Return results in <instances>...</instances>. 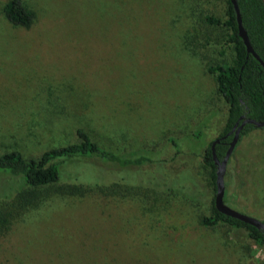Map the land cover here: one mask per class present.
<instances>
[{"label":"rangeland","instance_id":"374dc122","mask_svg":"<svg viewBox=\"0 0 264 264\" xmlns=\"http://www.w3.org/2000/svg\"><path fill=\"white\" fill-rule=\"evenodd\" d=\"M6 1L0 154L37 158L76 142L81 128L116 154L145 153L155 161L145 171L159 161L181 171L168 178L175 186L192 172L201 181L191 196L117 179L105 181L123 183L110 191L83 185L72 195L65 186L76 174L90 183L83 162L39 188L0 176L11 214L0 264H264L246 228L200 223L215 195L203 155L228 110L207 66L233 59L229 30L205 18L224 21L227 0H24L30 27L5 18ZM224 180L226 205L264 221V129L238 140Z\"/></svg>","mask_w":264,"mask_h":264},{"label":"trees","instance_id":"16d2710c","mask_svg":"<svg viewBox=\"0 0 264 264\" xmlns=\"http://www.w3.org/2000/svg\"><path fill=\"white\" fill-rule=\"evenodd\" d=\"M237 3L252 47L264 62V0H237ZM2 11L5 18L17 26L30 27L35 20V13L26 6L24 0H7ZM205 19L210 24H222L229 30L228 43L233 50L231 63H216L207 66V71L215 75L218 91L228 105L224 130L217 136L221 137L226 135L236 122L238 125L241 123V116L264 121V71L259 60L247 52L243 40L238 35L235 10L230 0H227L224 21L211 15L206 16ZM254 129L256 127L252 124H245L240 132V138L242 139ZM76 135L78 139L76 142L50 148L37 158H27L19 150H10L0 154V176L18 178L28 187L39 188L58 183L64 175L66 166L75 162H83L91 169L93 168L89 177L83 178L90 183H78L83 180L76 174L71 179L72 183L65 186V191L69 194H83L86 191L84 186L90 189L99 188L102 191H110L118 182L108 184L105 181L113 182V179L124 182V184L154 185L166 192L185 193L188 196H191V192L195 193V189L199 187L201 180L190 169L183 170L191 171L195 180L190 183L183 181L179 186H175L169 182L168 178H172L181 171L168 170L163 165V161L154 165L156 166L154 171L150 169V171H145L143 170L145 166L155 162L145 153L116 154L102 146L81 128L77 129ZM232 136L233 133L216 144L215 150L219 159L224 157ZM211 142L205 149L203 162L210 168L209 176L215 192L216 167L211 155ZM114 167L118 170L113 169ZM131 167L136 171L129 172V174L126 169ZM94 175L99 178H94ZM121 184L118 183V185ZM128 187L134 189L133 186ZM27 197L22 198L29 201L31 197ZM212 205V213L202 215L200 218L203 226L214 227L224 223L234 228H246L249 241L257 247L264 248V235L261 230L218 212L214 206V197ZM10 219V212L0 204V236L8 231Z\"/></svg>","mask_w":264,"mask_h":264},{"label":"water","instance_id":"95a60500","mask_svg":"<svg viewBox=\"0 0 264 264\" xmlns=\"http://www.w3.org/2000/svg\"><path fill=\"white\" fill-rule=\"evenodd\" d=\"M230 2H231L232 6L235 10L238 35L243 40V43L246 46L247 52L249 54H252L257 60H259V62L262 64L263 71H264V62L261 60L259 55L253 49L252 44L249 40L248 34H247V32L243 26L241 14H240V9H239L237 0H230ZM240 119L242 121L239 125H238V122H236L235 125L233 126V128L226 135L214 139L210 145L211 155H212L215 167H216L214 206L218 212H220L226 216H229L231 218L240 220V221H242L248 225H251V226L257 228L258 230H261L263 235H264V221L263 220H260V219H257L255 217H252V216L243 214L239 211H236V210L232 209L231 207H229L228 205H226V203L224 202V196H225V180H224V177H225L227 162H228L235 146L238 143V140L240 138V132H241L242 128L244 127L245 124H252L256 128H264V121H258V120H255V119H252L249 117H244V116H241ZM231 133H233V136L229 142L228 149H227L224 157L222 159H219L217 154H216L215 146L217 143L220 142L221 139H223L227 135H230Z\"/></svg>","mask_w":264,"mask_h":264},{"label":"flooded vegetation","instance_id":"af4514ba","mask_svg":"<svg viewBox=\"0 0 264 264\" xmlns=\"http://www.w3.org/2000/svg\"><path fill=\"white\" fill-rule=\"evenodd\" d=\"M218 138V137H217ZM216 139V138H215Z\"/></svg>","mask_w":264,"mask_h":264}]
</instances>
